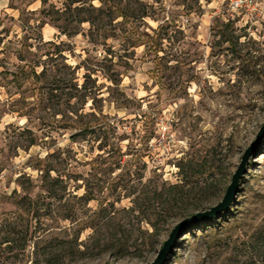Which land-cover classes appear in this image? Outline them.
<instances>
[{
  "label": "rangeland",
  "instance_id": "rangeland-1",
  "mask_svg": "<svg viewBox=\"0 0 264 264\" xmlns=\"http://www.w3.org/2000/svg\"><path fill=\"white\" fill-rule=\"evenodd\" d=\"M228 2L1 0L0 264H35L38 238L71 228L66 208H97L78 199L87 187L122 210L180 183L188 197L158 243L145 214L123 211L135 239L124 254L60 263L147 264L176 223L223 199L255 143L229 208L189 227L164 263L235 264L232 247L264 227V16ZM47 171L61 198L48 197Z\"/></svg>",
  "mask_w": 264,
  "mask_h": 264
},
{
  "label": "trees",
  "instance_id": "trees-1",
  "mask_svg": "<svg viewBox=\"0 0 264 264\" xmlns=\"http://www.w3.org/2000/svg\"><path fill=\"white\" fill-rule=\"evenodd\" d=\"M109 78L115 83L119 82L114 74H110ZM70 97L74 98L76 95L71 92ZM62 182L61 177H54L50 171H47L43 178V186L46 188L48 197H62L60 193L63 189ZM115 186L118 187L117 184ZM183 187L184 185L179 183L170 186L168 189L162 188L159 190L155 188L152 193L145 191L137 195L133 200L132 207H124L122 210L117 208L116 202H109L105 206L107 195L102 196L100 199L96 197L97 190L95 188L87 187L86 192L78 199L85 200L86 206L97 199L99 202L97 208L94 210L86 208L79 212L74 205L66 208L65 212L61 214V218L69 220L72 223L71 228L65 231V236L48 235L45 238H38L35 242V253L37 254L35 264H60L65 262L66 259L76 257L79 253L87 250L102 252L110 249L121 255L124 254L129 249L130 243L135 239L133 238L134 231L131 228V220L127 221L120 216L123 211L130 213V217L137 210L145 214V218L155 228L152 235L155 236L154 241L158 243L159 236L164 228L163 223H166L172 212L182 207V203L188 197L189 192ZM50 207L51 204L48 205V208ZM195 209L199 211L198 207H195ZM46 214L51 215L48 212ZM180 214L188 215L191 213L188 209L184 210L182 208ZM88 227L93 229L90 236L92 245H86V249L82 250L80 245L83 243L79 242L80 236ZM9 241H11L10 238H7L3 243ZM232 253L231 259L234 260L235 264H264V227L254 231L249 239H244L239 245L233 246ZM242 257L246 258L243 260Z\"/></svg>",
  "mask_w": 264,
  "mask_h": 264
},
{
  "label": "water",
  "instance_id": "water-1",
  "mask_svg": "<svg viewBox=\"0 0 264 264\" xmlns=\"http://www.w3.org/2000/svg\"><path fill=\"white\" fill-rule=\"evenodd\" d=\"M263 136L264 124L258 132L257 138L260 140ZM254 144L255 143H253V145H251L250 148H248L244 153L242 160L240 161L238 167L236 168V171L232 175L231 183L226 188L223 199L216 205L211 206L209 210L197 211L195 212V214L187 216L176 223L174 225L175 227L169 233L166 241H164L163 245L158 250L156 254L157 256L153 259V261L147 264H164L171 251L176 247L177 242L179 241L178 239L183 233L186 232L189 227L195 225V223L206 221L216 215H220L221 213H223V211L229 208L231 203L237 197V193L239 192L241 183L240 179L247 172V162L249 160V156Z\"/></svg>",
  "mask_w": 264,
  "mask_h": 264
},
{
  "label": "built area",
  "instance_id": "built-area-1",
  "mask_svg": "<svg viewBox=\"0 0 264 264\" xmlns=\"http://www.w3.org/2000/svg\"><path fill=\"white\" fill-rule=\"evenodd\" d=\"M227 8L231 12L244 11L257 17L264 16V7L257 0H229Z\"/></svg>",
  "mask_w": 264,
  "mask_h": 264
}]
</instances>
